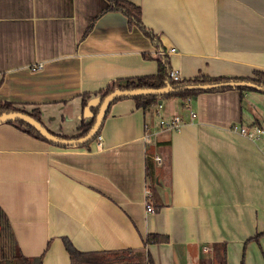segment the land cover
Masks as SVG:
<instances>
[{
    "label": "crops",
    "instance_id": "1",
    "mask_svg": "<svg viewBox=\"0 0 264 264\" xmlns=\"http://www.w3.org/2000/svg\"><path fill=\"white\" fill-rule=\"evenodd\" d=\"M129 1L182 80L264 71V0ZM107 5L0 0V102L75 136L108 85L155 74L161 51ZM161 100L143 109L132 96L114 99L88 145L59 146L0 121V207L20 253L71 264L63 237L90 253L138 249L156 233L167 241L146 245L154 264H218L215 243H225L226 264H264V136L232 129L264 127V91ZM174 115L178 128L159 125Z\"/></svg>",
    "mask_w": 264,
    "mask_h": 264
},
{
    "label": "trees",
    "instance_id": "2",
    "mask_svg": "<svg viewBox=\"0 0 264 264\" xmlns=\"http://www.w3.org/2000/svg\"><path fill=\"white\" fill-rule=\"evenodd\" d=\"M108 5L106 7V11H121L124 13L128 18L129 25L136 24L143 33L150 38L152 43L156 46L157 49L161 51V54L157 55V63H158V70L155 74L152 75H144V76H136L132 78H126L124 80L117 81V83H113L108 85L101 97V100L94 108V117L91 122L87 124H83V130L75 135V136H66L55 134L61 138H76L86 135L93 127L96 119V115L99 111L100 105L109 93L113 92L114 90L119 89H136V88H163V87H172L177 88L173 91H169L166 93H150V94H142V95H135L132 96L136 100V105L143 109H146L152 105L157 104L158 100L164 98L166 96L177 95L181 96L184 99L187 97H191L198 92L201 91H214V90H224L229 88H238L241 90L245 89H256L254 87L249 86H234V85H221L217 87H211L206 89H183L178 87L187 84H199V83H211V82H222V81H231V80H240V81H249L254 82L262 87H264V71L255 70L253 72L252 77H238V76H218V77H210V76H196L190 79L184 80H172L170 78L169 72L171 70L168 55L164 52L163 46L161 45L160 39L156 33L153 32L150 28L145 26L141 21V9L138 5L134 4L129 0H107ZM123 97V96H119ZM116 97V98H119ZM114 98V99H116ZM113 99V100H114ZM112 100V101H113ZM25 113L34 118L40 124L41 121L38 116V112H31L28 113L21 108L14 106L11 102H0V115L7 114V113ZM9 122L16 123L18 127L22 130L26 131L27 133L35 136L37 138L46 140L52 144H56L59 146H70V145H88L93 139H95L98 132L89 140L83 143L77 144H62L51 141L47 138L44 134L41 133L34 125L24 119H9ZM102 123V121H101ZM100 123V125H101ZM43 125V124H42ZM100 128V126H99ZM147 172L151 173V166L149 162L146 163ZM148 174V175H149ZM153 187L150 186V190ZM146 201L151 204L153 210H155L154 206L152 205L153 199L151 195L147 197ZM260 234H257L255 238L257 239ZM63 244L65 249L67 250L71 264H154L151 256L148 254L146 249V245L152 242H163L167 241V237L165 235H159L156 233L147 234L143 239V246L138 249L132 248H125V249H118V250H105V251H97V252H90L84 253L77 250L72 242L67 238L63 237ZM214 248V256L218 262V264H226V252H225V243H215L213 245ZM41 264L40 257H26L22 253H20L16 248L15 237L14 233L11 228V224L9 219L4 212V210L0 207V264Z\"/></svg>",
    "mask_w": 264,
    "mask_h": 264
},
{
    "label": "water",
    "instance_id": "3",
    "mask_svg": "<svg viewBox=\"0 0 264 264\" xmlns=\"http://www.w3.org/2000/svg\"><path fill=\"white\" fill-rule=\"evenodd\" d=\"M221 85H234V86H249L254 87L259 90L264 91V87L249 81H222V82H212V83H203V84H187L182 85L178 87V89H206L211 87H217ZM177 88L172 87H163V88H136V89H119L114 90L113 92L109 93L105 98L103 99L97 118L95 121V124L93 125L92 129L84 136L76 137V138H61L58 137L52 133H50L42 124H40L38 121H36L34 118L29 116L25 113H7L0 115V121L2 120H9V119H24L30 122L32 125H34L38 130L41 131L42 134H44L47 138H49L51 141L62 143V144H77V143H83L86 141H89L99 130L100 123L102 121L103 115L105 113V110L108 106V104L116 97L119 96H135V95H142V94H150V93H166L169 91H173ZM161 99L158 100V103H161Z\"/></svg>",
    "mask_w": 264,
    "mask_h": 264
},
{
    "label": "built area",
    "instance_id": "4",
    "mask_svg": "<svg viewBox=\"0 0 264 264\" xmlns=\"http://www.w3.org/2000/svg\"><path fill=\"white\" fill-rule=\"evenodd\" d=\"M174 50H175V48H173V47L169 49V51H171V52ZM162 52L165 53L164 50ZM40 66H41V64H38L35 67H40ZM35 67H33L32 69H35ZM169 75H170V78L172 80H175V81L181 80L180 72L178 69H171L169 72ZM186 99H189V97ZM190 113L192 116L195 115V113L193 111H190ZM262 117L264 118V112L262 113ZM181 122H182V120H181L179 115H174L172 118H169V119L160 118V120H159L160 126L164 127V128H168V129L178 128L180 126ZM232 129L238 130L242 134H245L248 137L253 138V139H259V138L264 136V127L261 124H258L254 131H249L247 128L239 126L238 124H233ZM97 139L100 140V135L97 136ZM263 149H264V147H263ZM155 159H157V160L160 159V156H156ZM150 194H151L150 190L147 189L146 196L149 197ZM146 209L149 212L153 211V207L147 201H146Z\"/></svg>",
    "mask_w": 264,
    "mask_h": 264
},
{
    "label": "rangeland",
    "instance_id": "5",
    "mask_svg": "<svg viewBox=\"0 0 264 264\" xmlns=\"http://www.w3.org/2000/svg\"><path fill=\"white\" fill-rule=\"evenodd\" d=\"M160 125V124H159ZM155 160H157V159H155ZM10 264H15V263H10Z\"/></svg>",
    "mask_w": 264,
    "mask_h": 264
}]
</instances>
